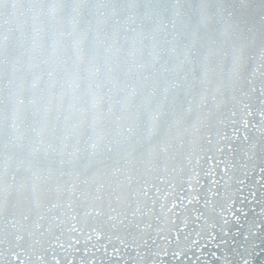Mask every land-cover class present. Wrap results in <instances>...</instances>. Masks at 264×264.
Returning a JSON list of instances; mask_svg holds the SVG:
<instances>
[{
	"label": "snow or ice",
	"instance_id": "6c2138e0",
	"mask_svg": "<svg viewBox=\"0 0 264 264\" xmlns=\"http://www.w3.org/2000/svg\"><path fill=\"white\" fill-rule=\"evenodd\" d=\"M0 264H264V0H0Z\"/></svg>",
	"mask_w": 264,
	"mask_h": 264
}]
</instances>
